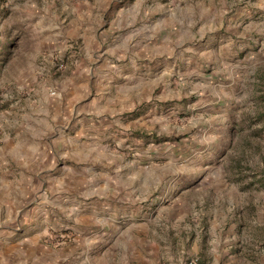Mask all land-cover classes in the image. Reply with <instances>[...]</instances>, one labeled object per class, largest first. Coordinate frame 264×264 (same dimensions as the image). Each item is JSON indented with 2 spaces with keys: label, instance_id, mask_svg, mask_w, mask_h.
<instances>
[{
  "label": "rangeland",
  "instance_id": "374dc122",
  "mask_svg": "<svg viewBox=\"0 0 264 264\" xmlns=\"http://www.w3.org/2000/svg\"><path fill=\"white\" fill-rule=\"evenodd\" d=\"M79 2L0 0V147L38 98L87 110L65 130L80 139L67 146L72 163L76 145L87 154L84 172L64 173L79 211L54 215L40 244L55 250L40 264H264V0H117L121 20L99 43L69 24ZM130 34L140 85L124 94L118 72L128 69L107 50ZM106 183L101 228L98 206L84 207ZM21 249L0 264H37Z\"/></svg>",
  "mask_w": 264,
  "mask_h": 264
},
{
  "label": "crops",
  "instance_id": "0c3cea01",
  "mask_svg": "<svg viewBox=\"0 0 264 264\" xmlns=\"http://www.w3.org/2000/svg\"><path fill=\"white\" fill-rule=\"evenodd\" d=\"M116 1L80 0L78 6L82 8L81 18L76 21L70 19L69 24L81 30L83 34L88 30L93 31L90 34L94 36L95 43L96 41L99 43L101 36L113 27L114 19L116 20L115 24L121 20L117 17L119 13H122V10L120 8L117 9L118 4H116ZM128 5L132 6V4ZM135 11V7L127 8L126 10V15L132 18V20L130 19L127 22V26H130V28L134 24ZM108 12L109 15H114L115 18L107 19L106 17L105 19L104 16ZM157 18H159V15ZM94 29L100 31L101 35ZM97 35L98 39H96ZM84 37L82 42L87 44V47H85L89 51H93L92 49L94 48L91 44L93 40L87 41ZM106 45L108 46L109 44ZM110 45L113 47L107 51L118 54L116 58L121 60L118 66L124 68L126 64L125 68L130 70L118 72V76L122 78L117 81L120 84L117 87L119 88V93L131 94L135 87L140 85V83L138 84L134 81L133 72L136 66L134 49L136 48L135 45H138L136 38L134 34H130L126 38L114 40ZM141 46L140 53L142 57L147 61L150 60L149 42L144 40ZM164 56L167 55H160L162 58ZM123 85L125 88H123ZM37 100L38 102L33 103L37 106L35 109H29V111L23 109L18 113L20 118L14 119V122L21 128L16 133V136L6 137L4 146L0 147V240H2L0 241V257L6 262L10 261L11 249L13 247H16V249L21 247L22 253H24L22 261L40 264V256H47L51 254V251L55 250V248L48 246L46 243L42 242L43 244H40L41 238L48 233V230L52 228L53 221L57 219L54 218V215L63 216L61 220H71L79 211L78 203L82 201L77 198L81 193L73 196L67 190L69 183L66 182L64 173L84 172L82 171L84 169L82 161L87 154L82 145H76L74 147L76 154L73 155H76L78 158L76 162H79L72 163V153L67 146L78 143L80 139L77 140L70 136H65V134H69L65 130H70V117L72 115L75 120L73 125L78 130L77 126L85 123L87 110L85 106L81 108L80 102H73L71 106L70 102H67L62 108L57 110L48 106L43 108L39 107L40 99L38 98ZM65 112L67 114L71 113V115L66 121H63L65 115H67L64 114ZM60 118L61 121H59ZM57 123H60V128L55 132ZM49 130H52L55 136H47L48 132H50ZM8 141L10 142L7 143ZM58 146H62L60 150H58ZM91 168L93 169V167ZM55 169L59 173L54 177L52 174L55 173ZM79 177L81 180V175ZM100 185H102V190L95 191L93 194L95 196L90 197H96L95 199L86 198L85 201L88 205L84 209L86 211V208L90 207V202L97 205L98 210H100V214L96 215L98 226L103 228L104 218L106 217L104 214L107 203L106 198L110 195L107 192L108 184ZM41 190L43 194H40ZM15 227L19 231L17 239L19 243L14 242L16 240ZM99 237L101 239V236ZM99 237L95 236V239ZM84 243H87V240L84 239ZM95 247H102V244L96 242ZM33 259H35L34 262ZM50 262L54 261L50 260ZM46 263L48 264L49 261Z\"/></svg>",
  "mask_w": 264,
  "mask_h": 264
},
{
  "label": "built area",
  "instance_id": "2783aa9c",
  "mask_svg": "<svg viewBox=\"0 0 264 264\" xmlns=\"http://www.w3.org/2000/svg\"><path fill=\"white\" fill-rule=\"evenodd\" d=\"M195 264V263H194Z\"/></svg>",
  "mask_w": 264,
  "mask_h": 264
}]
</instances>
